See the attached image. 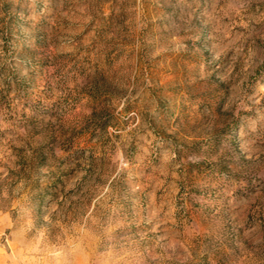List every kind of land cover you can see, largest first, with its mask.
<instances>
[{"label": "rangeland", "instance_id": "374dc122", "mask_svg": "<svg viewBox=\"0 0 264 264\" xmlns=\"http://www.w3.org/2000/svg\"><path fill=\"white\" fill-rule=\"evenodd\" d=\"M0 264H264V0H0Z\"/></svg>", "mask_w": 264, "mask_h": 264}]
</instances>
